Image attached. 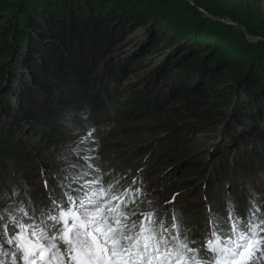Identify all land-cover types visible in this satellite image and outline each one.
Returning a JSON list of instances; mask_svg holds the SVG:
<instances>
[{
    "label": "trees",
    "instance_id": "obj_1",
    "mask_svg": "<svg viewBox=\"0 0 264 264\" xmlns=\"http://www.w3.org/2000/svg\"><path fill=\"white\" fill-rule=\"evenodd\" d=\"M199 8L214 15L204 0H0V183L6 187L12 183L9 179L25 182L31 169L25 170L21 163L27 155L30 161L43 156L22 135L38 133L47 142L45 149L57 147L55 142L62 134L74 128L91 129L90 124L99 126L110 120L111 111L118 124L124 113L139 122L151 115L158 123L149 132L164 134L158 142L168 137L163 145L173 146L170 152L176 147L173 154L162 156L166 148L161 151L160 147L137 153L141 165L153 160L146 167L161 161L157 165L163 169L161 174L177 163L195 159L199 152L192 147L186 153L185 142L220 125H225L221 136L237 144L233 151L237 156L232 162L226 160V167L212 169L214 176L224 183L234 171L250 176L251 170H257L264 160V43L248 42L232 27L204 17ZM140 27L146 31V58L161 54L163 65L144 80L140 92L123 100L128 108L118 112L113 104H120L119 91L126 87L125 82L114 87L129 75L132 66L144 62L133 47L124 59L120 52ZM77 110L87 113L89 120L77 116ZM60 121H71L72 130ZM250 138L255 139L256 147L242 150L239 144ZM20 150L25 153L19 158ZM88 150L84 146L68 153L78 166L74 171L89 172L95 167L80 157ZM9 168L14 173H8ZM189 170L199 172L193 167ZM110 171L105 168L106 173ZM38 172L41 177V170ZM205 172L200 173L201 178ZM32 174L37 175L36 171ZM111 181V176L106 177L101 185ZM171 182H166L165 197L180 190L169 187ZM247 183L250 190L262 182L248 178ZM228 192L242 210L245 188L241 186L236 194L228 188ZM40 200L47 202L45 196ZM56 200L66 204L61 196ZM142 200L138 201L140 210H152V204ZM178 211L183 224L191 223L203 232L202 222H192L194 210ZM198 247L203 248L202 240Z\"/></svg>",
    "mask_w": 264,
    "mask_h": 264
},
{
    "label": "rangeland",
    "instance_id": "obj_2",
    "mask_svg": "<svg viewBox=\"0 0 264 264\" xmlns=\"http://www.w3.org/2000/svg\"><path fill=\"white\" fill-rule=\"evenodd\" d=\"M204 1L211 9V11L214 12V15L209 14V20L220 22L232 27L236 32L242 34L244 39L250 43H257L258 41L264 43V0ZM225 21L231 22V24L225 23ZM233 23L236 25H234ZM242 25L245 26L246 29H248L251 35L247 33ZM145 32L146 31L141 27L140 29H137L134 34H131L129 37V39H131L129 46L123 48L122 52H120V58L124 59L128 57V55H131V53H125L128 49L133 47L137 50L136 56H139V58L144 60V62L141 66H132V69L129 71V75L125 77L126 79L124 78L122 82L114 87V89L119 88L125 82L124 84L126 87L121 89V92L119 91V98L121 100L119 99L118 102L120 104H113V108L118 112H122L123 110L128 108V104L124 103L123 100L127 99L130 96L136 95V90L140 92V90L145 86L146 82H144V80L146 81L154 70H157L161 65H163V61L160 58L161 54L146 58L147 56L145 55V48L147 47V42L144 37V35H146ZM244 32L245 34H243ZM246 34L256 38V40L254 42L249 41V39L246 37ZM137 43H142V45L139 46L137 45ZM157 79L162 81L160 77H158ZM161 81L157 86L159 87V89L162 87L163 82L161 83ZM166 85L169 84L166 83ZM168 88L169 87H167L166 89ZM148 95L149 93L143 96L144 98H146ZM143 96L141 95L140 97ZM115 100L116 99L114 98V101ZM113 114V111H111V113L109 114L110 120L100 123L99 126L90 124V127H92L91 129L75 130L74 128L72 132H65L64 134L59 136L58 140L55 142L56 145H58L57 147L51 148L50 146L49 148L47 147V149H45L44 147L47 146V142L42 138H39L38 133H36V135H22V138L27 143V145H32L33 149L40 148L39 154H43V156L39 157L38 160H35V162L32 160L30 161L29 156L27 155V160L21 163L22 166H24L25 170L29 168L31 169V172L29 174L30 178H27L25 182H23L22 180L12 181V179H9L12 183H9L6 187H4V185L0 183V216H6L11 213V215L17 216L21 221L28 223L30 222L29 217H32V212L35 214V217L39 218L40 210L42 208H46V206L43 204L44 201L40 200L42 196H46L48 198L49 202H47L46 205L49 206L50 199L53 197L57 199L59 195H61L66 200V197L64 196L65 187L64 184L61 183V180L65 175L68 174V172L74 171L73 168L78 167L75 166L72 159L68 156V153L72 154L74 151H78V148L86 146L87 149H90V151H85L86 156L80 157L82 159H85V157H87L88 159L85 160L92 161L95 165V167L90 169L89 172L85 170V172L89 173L87 179L97 178L101 182V180L106 177H112V181L106 186H103L105 188L113 184L116 178L121 173H125L123 171H126L127 169L122 170L121 167H129L130 165L132 166L139 163V160L141 159L140 157H138L137 153V150L139 149H146L147 151H149L150 149L157 150L160 147L162 151V148H166L165 151L161 152V154H163L162 156L169 157L168 154L170 152V148H172L173 146L171 147V145H169L168 143H165L166 145H163L164 142H167L168 137L165 139V141L158 142L159 138H164V134L158 132L152 134L149 132V128L151 126L155 127L158 124L156 123V121L154 122V118L151 117V115L143 119V121L139 122L130 119V116L125 115L124 113L122 116V122L118 124L117 121H114ZM77 116H81L82 119L89 120V115L84 111L77 110ZM60 122L64 124V127L66 129L72 130L73 127L71 126V121ZM100 126L104 127L105 132L101 130ZM224 127L225 125L220 126L218 129L211 132H206L203 135H197L195 138L197 140H195L194 138H189L185 142L188 148L186 149V153L192 152L193 147L194 150H197L199 152V155L195 156V159H189L190 161L186 160L173 165L174 168L173 170H171L172 172L169 171L172 168L171 167L165 170L163 174H161L163 169H159L157 167V165L161 163V161H157V165L154 167H146L147 164H153L152 159H150L148 162L143 161V165L138 164L140 166V171L132 167L130 170V173H132V175H128L129 180L126 183V186L131 184V182L133 181L134 173L136 175H141V179L143 180L149 177L147 181H142L143 185L144 183H148L149 185L148 189L144 191L143 199L151 203L153 209L161 208L163 209V211L166 210V214H168L169 211L167 210L166 205L167 200L172 194H176V197L178 199V209L183 210V212H192L194 210V212L192 213V216L194 217L192 222H201V218H196L198 211L200 210L193 203L196 199V191L198 187L204 182V179L201 178L202 176L200 173L206 170L205 175H207L208 177V184L212 185L216 182L217 178L212 175V169L220 166L226 167L228 165V163H226V160L232 162L233 158L237 156V154L233 152L238 147L237 144L233 143L232 139L230 138L224 139L220 134ZM88 133L92 134L91 137L87 139L86 142L82 143V137H87ZM255 142L256 141L254 138H250L245 143L243 142L239 145H241L240 148L242 150H245L246 148H250V146H252L251 148L256 147L257 143L254 145ZM90 143H92V145H90ZM175 148L171 150L170 156L171 153L173 154V152L175 151ZM24 153V150H20L17 153V156L20 158L22 155L24 156ZM151 156H153L154 158V154H152ZM3 159L6 160V158ZM1 161L2 159L0 158V162ZM107 167L111 170L109 173L105 172V168ZM191 167H193L194 169H198L199 172L192 173L191 170H189ZM39 169L42 172L41 177H45V174L48 175L46 178V183L48 185L47 188L43 187V181L40 177V172H38ZM34 171H36L37 175L32 174V172ZM170 172L172 173V182L170 183L171 186L169 187H180V190L165 197V194L163 193H165L166 189H168V185L166 182L168 181L169 183L171 181ZM8 173H14V171L9 168ZM259 174H261L263 178L264 167L262 162H259V172L254 173V171H252L250 177L254 178L256 182H260ZM58 177L60 179H58ZM230 177L233 178L232 184L235 188H238L241 184L242 186H244L242 181L246 180L245 177H240L239 174L236 173H233ZM11 178H14V176ZM55 182H58L59 185H56ZM162 188H164L163 191L161 190ZM40 191L41 193H39ZM223 193L224 190L221 188L217 191V196L222 197L224 195ZM73 195H77V193L73 192ZM251 196V201H254L255 204L260 208V213H258V215L264 214V187L257 185L256 189L253 190ZM243 202L246 205V211L248 213V210L252 208V204L245 200V197L243 198ZM231 203L233 208L234 200L232 197ZM36 204H38L37 207ZM20 209H23V211L21 212ZM196 209L198 211H196ZM174 211H176V209H174ZM235 213L246 222L247 219L244 210H240L239 213L237 210H235ZM227 216L228 215L225 212L224 217L226 220H228ZM262 218H264V216H262ZM177 220L181 222V237L183 238L186 236L190 240L195 241L192 247H197L201 238L197 226H194L191 223L189 225L183 224L182 216L178 217ZM168 223L169 222L167 221L166 225ZM9 229L13 232L16 231V229H13L11 223H9ZM6 239L7 237L5 236L3 229L0 228V246H2L4 250H6L4 248ZM198 248L201 249V247ZM200 255L202 257H205L203 256L202 250L200 252ZM0 259H3L5 261V264H11L8 263L9 260L7 256H0ZM18 264H20L19 260ZM255 264H264V258L258 256Z\"/></svg>",
    "mask_w": 264,
    "mask_h": 264
},
{
    "label": "snow or ice",
    "instance_id": "obj_3",
    "mask_svg": "<svg viewBox=\"0 0 264 264\" xmlns=\"http://www.w3.org/2000/svg\"><path fill=\"white\" fill-rule=\"evenodd\" d=\"M88 176L82 170L68 172L61 180L67 203L51 198L50 207L42 208L39 218L29 217L25 223L11 213L0 216V228L10 246L7 251L0 246V256L10 251L12 264L20 259L23 264H255L258 256L264 258V214L258 215L260 208L254 201H249L252 208L246 222L233 206L228 215L230 230L221 228L223 217H209L211 238L205 244L208 255L202 257L201 249L192 247L195 241L181 237V222L175 214L168 227L156 219L155 211L140 210L138 200L143 202L144 191L134 187L135 180L105 188L99 179ZM226 199L231 203L230 192ZM136 215L139 221L132 219ZM0 264L5 261L0 259Z\"/></svg>",
    "mask_w": 264,
    "mask_h": 264
},
{
    "label": "bare ground",
    "instance_id": "obj_4",
    "mask_svg": "<svg viewBox=\"0 0 264 264\" xmlns=\"http://www.w3.org/2000/svg\"><path fill=\"white\" fill-rule=\"evenodd\" d=\"M132 167H134V168H136L138 171H140V166L137 164V165H133ZM131 170V169H130ZM143 175V174H142ZM138 177H139V179H140V185H143L142 184V181L144 182V181H147L148 179H149V177L148 178H146L145 180H143V179H141V175H137ZM235 179V178H234ZM128 180H129V178H128V174H126V175H124V174H121L119 177H117L116 178V182L117 181H119L120 182V184L121 185H123V186H126V183L128 182ZM136 183H137V181H136ZM143 187H145V186H143ZM145 189L143 188V191H144ZM45 198L47 199V202H48V198L45 196ZM177 198L174 200V204L175 205H177ZM241 200V199H240ZM47 202L44 204V205H46L47 204ZM168 220V217H165V221H167ZM5 247L6 248H8V249H10V246L7 244V243H5ZM11 250H13V249H11ZM203 252V251H202ZM8 260H9V262L8 263H11L12 264V257H9L8 258Z\"/></svg>",
    "mask_w": 264,
    "mask_h": 264
},
{
    "label": "water",
    "instance_id": "obj_5",
    "mask_svg": "<svg viewBox=\"0 0 264 264\" xmlns=\"http://www.w3.org/2000/svg\"><path fill=\"white\" fill-rule=\"evenodd\" d=\"M191 4H192V2H190ZM202 14H203V16H205L206 18H208L209 17V15H208V13H206L204 10H202V9H198ZM210 19H213V18H210ZM225 23H228V24H231V22H226L225 21ZM234 24V23H233ZM234 25H236V24H234ZM246 37L249 39V41H251V42H254L255 40H256V38H254V37H251V36H249L248 34H246Z\"/></svg>",
    "mask_w": 264,
    "mask_h": 264
}]
</instances>
